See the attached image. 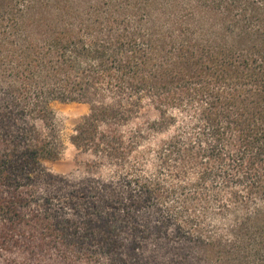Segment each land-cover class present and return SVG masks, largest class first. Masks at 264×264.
Wrapping results in <instances>:
<instances>
[{
	"label": "trees",
	"instance_id": "1",
	"mask_svg": "<svg viewBox=\"0 0 264 264\" xmlns=\"http://www.w3.org/2000/svg\"><path fill=\"white\" fill-rule=\"evenodd\" d=\"M54 102L89 105L69 139L95 216L48 188ZM12 234L83 264H264V0H0V249Z\"/></svg>",
	"mask_w": 264,
	"mask_h": 264
},
{
	"label": "rangeland",
	"instance_id": "2",
	"mask_svg": "<svg viewBox=\"0 0 264 264\" xmlns=\"http://www.w3.org/2000/svg\"><path fill=\"white\" fill-rule=\"evenodd\" d=\"M52 109L57 129L63 141V149L59 160L46 163V172L50 173L53 178L48 180V188L56 196L55 205H61L64 211L69 214L76 208L80 210L82 216L86 213L95 216L93 214L97 209L93 207V202L97 198L99 186L96 180L86 178L87 175L82 168L83 163L91 157L78 152L69 139L78 121L89 112V105L82 102H54ZM35 177L39 181L38 186H42L45 179L43 174H37ZM110 183V189H105L100 184V190H122V185L119 182L111 180ZM77 222L70 224L73 225ZM9 239L8 248L0 249V264H83L77 261L63 260L59 258L57 250L53 247L37 246L35 242L28 243L24 238H19L15 234L9 236ZM14 240L17 242L11 244ZM76 242L78 247V241L76 240ZM89 246L97 247V243L94 240H87L84 247L81 246L79 249L84 250ZM110 259L111 257L104 255L102 262L107 263Z\"/></svg>",
	"mask_w": 264,
	"mask_h": 264
}]
</instances>
